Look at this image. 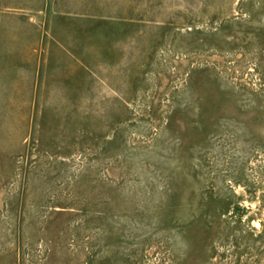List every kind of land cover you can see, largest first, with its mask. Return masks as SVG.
Returning a JSON list of instances; mask_svg holds the SVG:
<instances>
[{"label": "rangeland", "instance_id": "1", "mask_svg": "<svg viewBox=\"0 0 264 264\" xmlns=\"http://www.w3.org/2000/svg\"><path fill=\"white\" fill-rule=\"evenodd\" d=\"M0 264H264V0H0Z\"/></svg>", "mask_w": 264, "mask_h": 264}]
</instances>
